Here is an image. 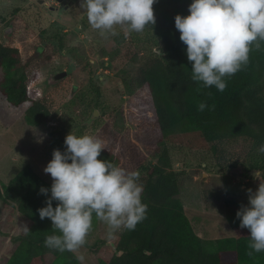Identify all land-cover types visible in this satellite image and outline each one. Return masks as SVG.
Masks as SVG:
<instances>
[{
    "label": "rangeland",
    "instance_id": "374dc122",
    "mask_svg": "<svg viewBox=\"0 0 264 264\" xmlns=\"http://www.w3.org/2000/svg\"><path fill=\"white\" fill-rule=\"evenodd\" d=\"M0 43L18 49L30 95L42 98L69 88L54 116L38 126L24 120L29 102L13 107L0 93V184L25 165L52 182L43 169L52 158L48 141L57 132L98 137L128 171H139L142 163L152 160L163 135L149 91L146 85L137 86V77L152 53L159 52L157 47L142 41L117 44L111 36L101 37L90 27L80 0H0ZM118 52L127 54L125 61ZM60 72L65 75L58 77ZM168 146L177 173V197L204 245L210 248L217 238L236 236L235 213L248 205L247 190L255 191L264 179L260 172L243 175L240 167L227 172L220 164L247 160L251 144L242 139L218 142L217 152L186 142L171 141ZM27 227L13 205L0 202V264ZM107 231L97 219L78 253L84 255V264H98L110 255L107 246L121 231L111 237ZM233 259L232 253L223 255L225 261Z\"/></svg>",
    "mask_w": 264,
    "mask_h": 264
},
{
    "label": "trees",
    "instance_id": "16d2710c",
    "mask_svg": "<svg viewBox=\"0 0 264 264\" xmlns=\"http://www.w3.org/2000/svg\"><path fill=\"white\" fill-rule=\"evenodd\" d=\"M191 2L157 0L153 5L155 25L146 26L141 33L133 32L128 38L122 32L113 37L117 44L142 41L159 49L140 70L137 86L146 85L149 91L163 139L158 141L152 160L139 167V173L143 174L142 202L147 205L146 218L134 230L121 231L113 244L107 246L110 255L98 259V264H264V252L247 254L252 251L248 247L249 231L240 228L236 213V236L217 238L207 248L177 197V173L172 168L168 146L171 141L207 147L213 152H217L218 142L248 141L251 153L247 160L242 158L220 165L227 172L240 167L243 175L260 172L264 179V154L258 151L264 144V43L259 50L253 48L246 67L225 78L227 87L223 92L215 86L202 87L200 82L191 79L186 45L174 24L176 14L188 15ZM116 55L126 60L127 54ZM0 68V93L6 101L13 107L29 102L24 111L28 125L38 126L51 119L69 93V88L64 86L47 97L30 95L18 49L1 43ZM200 102L208 105L203 111L198 110ZM64 139L61 133H53L48 141L52 151L63 152ZM98 159L121 165L119 155L107 149L102 150ZM51 184L29 165L6 184H0V202L13 205L28 222L25 232L15 238L16 245L4 264H80L75 254L61 253L44 245L46 236L59 234L51 227V220H41L37 211L51 195ZM225 184H230L228 177ZM42 186L49 189L47 196L40 192ZM52 203L55 207L57 202ZM96 221L94 215L92 228ZM226 253H232L234 259L223 260Z\"/></svg>",
    "mask_w": 264,
    "mask_h": 264
},
{
    "label": "clouds",
    "instance_id": "9594fccd",
    "mask_svg": "<svg viewBox=\"0 0 264 264\" xmlns=\"http://www.w3.org/2000/svg\"><path fill=\"white\" fill-rule=\"evenodd\" d=\"M157 0H80L90 27L101 37L125 38L141 33L156 23L153 5ZM175 28L186 45L191 63V79L202 87L223 92L226 77L235 75L249 63L250 52L264 43V0H192L188 15L176 14ZM199 91V89H198ZM210 95V93H209ZM208 105L198 104L203 111ZM214 107V106H213ZM43 137L37 142H42ZM65 150L54 149L43 171L52 178L47 196L39 208L41 220H51L59 234L48 235L45 247L76 255L80 264L85 257L80 249L92 230L93 216L107 225V235L134 230L146 218L142 202L143 184L138 170L128 171L107 160L98 159L104 142L93 135L76 136L71 131L64 139ZM258 151L264 154V144ZM248 205H241L236 216L240 228L249 231L248 247L264 252V183L247 190ZM53 201L56 206L53 207Z\"/></svg>",
    "mask_w": 264,
    "mask_h": 264
},
{
    "label": "water",
    "instance_id": "95a60500",
    "mask_svg": "<svg viewBox=\"0 0 264 264\" xmlns=\"http://www.w3.org/2000/svg\"><path fill=\"white\" fill-rule=\"evenodd\" d=\"M57 1H62V0H57ZM158 49V48H157ZM65 75V72H60L58 73V77H63Z\"/></svg>",
    "mask_w": 264,
    "mask_h": 264
}]
</instances>
